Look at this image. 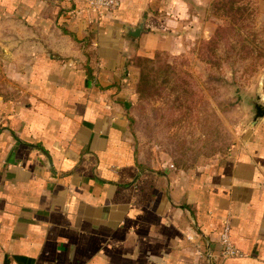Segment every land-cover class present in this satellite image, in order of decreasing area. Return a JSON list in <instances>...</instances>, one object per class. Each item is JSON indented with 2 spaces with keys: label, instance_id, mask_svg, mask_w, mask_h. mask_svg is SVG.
I'll return each instance as SVG.
<instances>
[{
  "label": "crops",
  "instance_id": "1",
  "mask_svg": "<svg viewBox=\"0 0 264 264\" xmlns=\"http://www.w3.org/2000/svg\"><path fill=\"white\" fill-rule=\"evenodd\" d=\"M209 1L0 0V264H264V118L189 171L134 121V58L209 38Z\"/></svg>",
  "mask_w": 264,
  "mask_h": 264
},
{
  "label": "rangeland",
  "instance_id": "2",
  "mask_svg": "<svg viewBox=\"0 0 264 264\" xmlns=\"http://www.w3.org/2000/svg\"><path fill=\"white\" fill-rule=\"evenodd\" d=\"M216 1H209L204 20L217 24L214 33L219 26L229 28L213 60L218 64L200 54L214 33L209 38H189L184 50L159 52L154 62L156 94L149 98L139 95L134 105L140 138L153 146L160 162L188 171L214 168L229 157L249 130L250 99L263 92L264 58H243L245 52L240 49L245 32L236 35L239 27L233 19L215 16ZM258 2L246 0L255 12L253 27L261 31L264 20H259Z\"/></svg>",
  "mask_w": 264,
  "mask_h": 264
},
{
  "label": "trees",
  "instance_id": "3",
  "mask_svg": "<svg viewBox=\"0 0 264 264\" xmlns=\"http://www.w3.org/2000/svg\"><path fill=\"white\" fill-rule=\"evenodd\" d=\"M213 13L217 17H229V20L233 19L235 25L239 27L238 33L235 32L236 35L239 36L241 31L245 32V37L242 39L243 46L240 49L245 52L243 58L246 56L253 57L254 59L264 58V29L261 31L254 29L255 12L248 7L246 0H217ZM228 29L219 26L214 35L204 42L200 51L203 59L210 63L216 58L219 43L225 38ZM230 30L234 31V28L232 27ZM246 46L250 48L244 50ZM158 55L159 52L156 53L155 57L137 56L134 58V63L140 69V78L136 91L141 98H149L156 94L155 86H157L158 76L154 75L157 73L154 62ZM213 62L215 65L218 64L216 61Z\"/></svg>",
  "mask_w": 264,
  "mask_h": 264
},
{
  "label": "built area",
  "instance_id": "4",
  "mask_svg": "<svg viewBox=\"0 0 264 264\" xmlns=\"http://www.w3.org/2000/svg\"><path fill=\"white\" fill-rule=\"evenodd\" d=\"M122 0H88L91 8L102 11L105 9L113 10L121 5ZM230 226L229 222L225 221L223 223V228L221 232L220 243L222 245V253L225 256H236L240 255V251L234 246L230 239Z\"/></svg>",
  "mask_w": 264,
  "mask_h": 264
},
{
  "label": "water",
  "instance_id": "5",
  "mask_svg": "<svg viewBox=\"0 0 264 264\" xmlns=\"http://www.w3.org/2000/svg\"><path fill=\"white\" fill-rule=\"evenodd\" d=\"M142 30L143 25H140L138 28L130 31V35L138 37ZM250 103L252 106V114L249 129L257 126L264 118V93L258 92L254 98L250 99Z\"/></svg>",
  "mask_w": 264,
  "mask_h": 264
}]
</instances>
